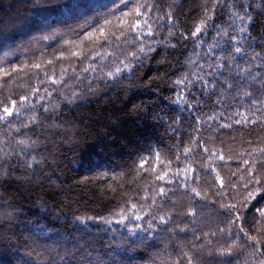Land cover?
Wrapping results in <instances>:
<instances>
[{"label": "trees", "instance_id": "trees-1", "mask_svg": "<svg viewBox=\"0 0 264 264\" xmlns=\"http://www.w3.org/2000/svg\"><path fill=\"white\" fill-rule=\"evenodd\" d=\"M140 3L152 8L149 22L158 34L141 41L129 32L125 39L121 25L132 17L121 13ZM212 3L127 0L126 6L124 0H0V101L17 100L21 112L9 118L10 125L0 121V148L19 150L15 141L31 135V127L22 122L35 114L40 121L38 147L46 149L40 152L44 162L39 168L13 163L11 176L0 175V264H65L63 258L72 253H78L74 264H174L181 250L195 255L198 264H245L246 258L252 264L246 249L233 256L208 255L226 247L229 238L206 234L224 227L222 201L240 207L248 192L253 193L255 198L241 209L250 231L258 216L255 209L264 207V154L259 152L264 148V126L219 128V123L230 122L235 108L245 110L248 98L237 99L223 87L216 96L206 97L193 87L192 94L203 104L190 108L175 102L180 90L175 81L191 76L194 51L203 53L215 42V25L231 33V26L239 24L225 5L248 8L252 21L246 46L250 43V51L264 53V0H223L208 22L204 44L197 48L191 32ZM166 12L172 14L174 26L167 23ZM105 16L112 23L101 35L100 24L95 29L91 24L96 23L93 17H100L102 24ZM169 28L175 35H169ZM88 32L95 35L89 38ZM125 64L131 71L125 69L115 79L107 75ZM250 82L256 85L252 99L264 97V82ZM24 96L29 101L22 107ZM217 97H222L220 104ZM221 111L219 121L198 125V118L203 121ZM197 137L211 151L222 150L225 159L196 149L192 142ZM187 146L194 150L185 156ZM157 153V171L171 161L170 176L191 165L195 172L188 174L187 183L207 198H193L180 184H164L172 191L168 198L157 199L172 211L175 223L153 220L152 229L138 233L144 237L139 240L125 225L113 223L114 230L105 231L108 225L90 222L91 231H84L76 224V216L116 219L112 214L120 208L127 211L129 201L147 206L140 198L154 195L148 188L154 176L139 171V165L145 158L151 162ZM243 160L255 163L261 183L243 186L251 180ZM216 173L224 181L223 196L217 194L221 189ZM192 208L196 216L185 215ZM149 218L133 223L147 227Z\"/></svg>", "mask_w": 264, "mask_h": 264}, {"label": "snow or ice", "instance_id": "snow-or-ice-1", "mask_svg": "<svg viewBox=\"0 0 264 264\" xmlns=\"http://www.w3.org/2000/svg\"><path fill=\"white\" fill-rule=\"evenodd\" d=\"M125 5L127 6V0H124ZM223 0H213L212 6L206 10L205 15L201 18L199 23L195 26L191 32V38L196 42V47L204 44L203 36L207 34L208 22L213 19V14L216 11V7L221 5ZM226 7H231V19L233 21H239L238 25L231 26V33L228 29L221 28L218 25L217 32L215 33V42L208 44L206 51L203 53L199 51H194V55L197 57V60L191 61L195 64V70L191 73V76L184 75L182 78L177 79L175 84L180 86V90L176 94V103H182L188 107H200L203 104V101L198 100V98L192 94L191 89L193 87L199 89L200 94L206 97L216 96L218 92L221 91V88L227 89L234 93L235 97L239 99L240 97L248 98V106L245 107L244 111H241L240 108H235L234 113L230 122L219 123V128H232L233 125H257L260 124L264 126V97H258L252 99L253 97V88L256 86L250 81L264 82V53L256 52L254 50L250 51L251 44L246 42L249 37L247 33L249 32L248 25L252 21V16L248 12V8L240 6L236 8L235 6L225 5ZM76 7H79L77 5ZM69 11H74L72 6H69ZM152 12V8L140 3L136 7L130 8L129 12L121 13L122 17H132L131 22L124 20L121 25L120 35L125 39L129 32L136 33V38L143 41L145 37H153L158 34L154 29L152 23L149 22V14ZM165 18L168 24L173 25V17L170 12L165 13ZM100 17H93V20L96 23L91 24L93 29L96 28V24H100L99 32L103 35L104 26L112 23V20L108 17H103V23H100ZM88 37L91 38L95 35L94 32H88ZM115 35V34H113ZM169 35H175L172 32V29L169 28ZM119 39L120 37H116ZM184 39H188V36H183ZM105 40L108 38L105 36ZM174 46V45H173ZM152 48H149L148 51H152ZM140 52H145L144 47H140ZM133 56L137 54L132 53ZM34 67L39 68L40 65H34ZM127 69L131 71L127 64L123 68L117 67L115 72H108L107 75L113 79L116 78L122 71ZM87 71V69H85ZM5 75H9L5 71ZM231 81V82H230ZM58 81L53 80V83ZM39 92V89L35 90ZM47 92V89H45ZM50 96L51 93L49 92ZM191 97V99H189ZM43 99V98H41ZM222 97H217L216 103L220 104ZM29 101V97L24 96L20 98L21 106H24V102ZM17 100H10L9 103L0 101V121H3L5 125H10L11 121L9 118L19 117L21 112L20 108L17 107ZM28 107L35 108L34 104L29 103ZM255 109V111H253ZM49 109L45 107L43 111L47 112ZM251 113V114H250ZM259 113V115H257ZM224 116V112L221 111L217 114H208L206 120H197L198 125L201 123H207L209 121H219L221 117ZM23 126L25 128L31 127V135L25 133V139H19L15 141V144L19 146V150L13 148L11 151H5L3 148H0V175L2 176H11L12 165L13 163L17 165H22L26 169H36L39 168L43 161V158L40 156V152L46 149H40L38 147V142L40 140V133L37 131V128L40 127V121L38 120L35 114L29 120L23 121ZM35 125L36 127H32ZM211 127V125H209ZM17 132L20 129H16ZM33 136L35 139H33ZM196 140H199L197 137L193 140V145L196 149L204 153H208L209 156H215L219 160H224L225 156L222 150L211 151L203 140H199V143H196ZM194 148L192 146L184 147L183 154L188 156L192 153ZM259 152L264 154V148H259ZM35 153V154H34ZM249 156L253 155L252 151L248 152ZM19 158V159H18ZM178 160L179 157H176ZM229 159L231 157L229 156ZM160 160V156L157 153L155 158L149 161L148 158L143 159L139 165V171L150 172L154 179L148 184L149 189L154 190V195L144 196L140 199L147 200L148 204L138 205L137 203H132L129 201L126 205L127 211L125 208H120L118 211L112 214L113 217H118L116 219L109 217H81L76 216L75 222L77 225L82 226L84 231H91V225L96 223H103L109 227L105 229H111L113 223L118 225H125V228L128 231L130 236L136 237L137 240L144 237L138 235V233H143L153 228L152 221L158 220L161 224H172L175 223L172 217V211H169L165 208L164 204L159 202L157 197L162 201L165 198H168V192L172 189H166L164 184H180L182 187L194 194V197H199L200 199H206V194H202L201 190H198L197 187H189L187 181L189 180V173L195 172V169L188 165L183 169H177L172 173V176L169 175L171 169L168 165L171 164V161H168V164L165 165L164 169L157 171L159 167L157 161ZM245 165H249L247 172L251 177V180L248 183H245L243 186L248 187L249 183L259 184L261 180L259 177V170L256 169L255 163L249 160L242 161ZM260 163L264 165V160H261ZM148 164L149 167L145 168V165ZM232 175H236L235 172ZM173 177H182V180H176ZM193 178V183H195ZM215 179L219 181V187L221 189L218 192V195H224L223 187L224 181L221 179L219 173H216ZM243 179V177H241ZM163 182V183H157ZM229 187H234V185H229ZM252 192H248L245 197V201L240 202V207L237 204L230 202H221V208L223 211V216L226 218L224 222V227H217L216 231L208 233L206 235L217 236L222 235L229 238L226 247H221L217 252H208V255H221V256H233L242 250H247L248 257L251 258L252 264H264V207L256 208L255 212L258 214L257 218L251 225V231L241 214V209L245 207L246 201L254 199ZM155 211H151L152 209ZM143 212V215H141ZM196 211L194 208L188 209L185 212L187 216H196ZM145 216L150 218L145 221L147 227L144 224L133 223V221H142ZM91 222V225H90ZM77 231L81 230L80 227H77ZM186 229H180V231H185ZM254 233V234H253ZM243 238V239H242ZM200 239V237H197ZM79 251V250H78ZM78 253H72L69 257L63 258L65 264H74L75 257ZM174 264H198V259L195 255H189L188 252L181 250L179 259H177ZM245 264H248L246 258Z\"/></svg>", "mask_w": 264, "mask_h": 264}]
</instances>
